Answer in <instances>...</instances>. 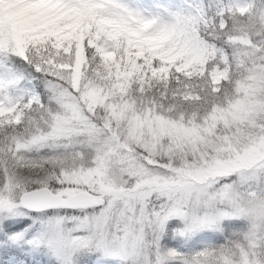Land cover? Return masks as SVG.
<instances>
[{
    "label": "snow or ice",
    "instance_id": "1",
    "mask_svg": "<svg viewBox=\"0 0 264 264\" xmlns=\"http://www.w3.org/2000/svg\"><path fill=\"white\" fill-rule=\"evenodd\" d=\"M0 264H264V0H0Z\"/></svg>",
    "mask_w": 264,
    "mask_h": 264
}]
</instances>
